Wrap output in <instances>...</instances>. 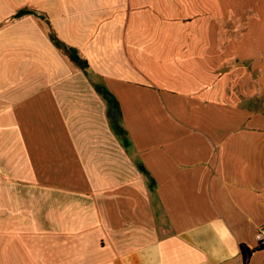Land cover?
<instances>
[{
    "label": "crops",
    "instance_id": "crops-1",
    "mask_svg": "<svg viewBox=\"0 0 264 264\" xmlns=\"http://www.w3.org/2000/svg\"><path fill=\"white\" fill-rule=\"evenodd\" d=\"M263 224L264 0H0V264H243Z\"/></svg>",
    "mask_w": 264,
    "mask_h": 264
},
{
    "label": "trees",
    "instance_id": "trees-1",
    "mask_svg": "<svg viewBox=\"0 0 264 264\" xmlns=\"http://www.w3.org/2000/svg\"><path fill=\"white\" fill-rule=\"evenodd\" d=\"M30 12L31 11H29V10H20L15 15V17L18 18V17H21V16H23L25 14H30ZM49 36L51 37V39L53 40L55 45H57L58 47L62 48L63 50L65 49V48H63V45L61 44V42L57 39L56 35L49 34ZM75 55H76L75 52H72L69 56H70V58L73 61L79 63L81 61V59H80V57L75 56ZM100 91L103 93L104 97L109 102L108 117L110 118V120L112 122L115 123V121H116V124L113 125V128L118 130L117 122H118V119L120 118V110H119L118 103L115 100V98L111 94H109L107 91H105L104 89H100ZM126 146L127 145H125V147ZM263 248H264V243L262 244V243H259V242H258L257 247H255L253 249H249L244 244H241L240 245V253H241V256H242L243 264H248V261H249L251 255H252V253L257 251V250L263 249Z\"/></svg>",
    "mask_w": 264,
    "mask_h": 264
},
{
    "label": "built area",
    "instance_id": "built-area-1",
    "mask_svg": "<svg viewBox=\"0 0 264 264\" xmlns=\"http://www.w3.org/2000/svg\"><path fill=\"white\" fill-rule=\"evenodd\" d=\"M257 241L259 243H264V224L259 228L257 232Z\"/></svg>",
    "mask_w": 264,
    "mask_h": 264
}]
</instances>
